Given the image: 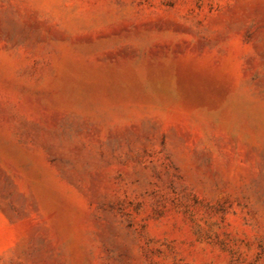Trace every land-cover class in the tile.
I'll return each mask as SVG.
<instances>
[{
    "label": "rangeland",
    "instance_id": "1",
    "mask_svg": "<svg viewBox=\"0 0 264 264\" xmlns=\"http://www.w3.org/2000/svg\"><path fill=\"white\" fill-rule=\"evenodd\" d=\"M0 264H264V0H0Z\"/></svg>",
    "mask_w": 264,
    "mask_h": 264
}]
</instances>
